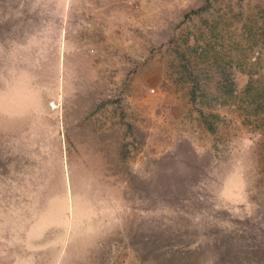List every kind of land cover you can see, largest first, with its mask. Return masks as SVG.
<instances>
[{"label":"rangeland","instance_id":"374dc122","mask_svg":"<svg viewBox=\"0 0 264 264\" xmlns=\"http://www.w3.org/2000/svg\"><path fill=\"white\" fill-rule=\"evenodd\" d=\"M0 264H264V0H0Z\"/></svg>","mask_w":264,"mask_h":264}]
</instances>
